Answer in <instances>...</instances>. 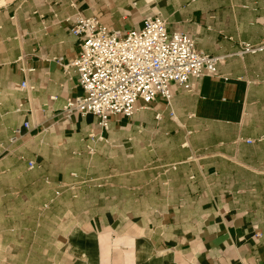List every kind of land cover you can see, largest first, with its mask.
<instances>
[{
  "label": "crops",
  "instance_id": "0c3cea01",
  "mask_svg": "<svg viewBox=\"0 0 264 264\" xmlns=\"http://www.w3.org/2000/svg\"><path fill=\"white\" fill-rule=\"evenodd\" d=\"M155 16L216 74L107 130L66 119L72 21ZM263 41L264 0H0V264H264V53L235 55Z\"/></svg>",
  "mask_w": 264,
  "mask_h": 264
},
{
  "label": "built area",
  "instance_id": "2783aa9c",
  "mask_svg": "<svg viewBox=\"0 0 264 264\" xmlns=\"http://www.w3.org/2000/svg\"><path fill=\"white\" fill-rule=\"evenodd\" d=\"M70 33L80 40L81 51L72 63L63 65L61 59L58 63L66 73L78 74L82 95L68 99L62 113L66 119L92 115L101 130H107L112 115L131 117L138 101L150 104L157 96L170 101L169 84L190 92L193 81L214 76L216 66L225 59L198 51L187 35H170L165 20L158 16L146 18L142 29L126 34L111 32L94 18H75ZM261 53L264 41L241 43L235 55ZM23 128L28 129V124ZM20 134L21 129H15L10 143Z\"/></svg>",
  "mask_w": 264,
  "mask_h": 264
},
{
  "label": "rangeland",
  "instance_id": "374dc122",
  "mask_svg": "<svg viewBox=\"0 0 264 264\" xmlns=\"http://www.w3.org/2000/svg\"><path fill=\"white\" fill-rule=\"evenodd\" d=\"M47 231V230H46ZM44 259H40L39 257L37 258L38 259V261H39V263L37 262L36 263V261L35 262H33L32 264H48V257H43ZM23 260L24 259H26V258H22ZM27 260H30L29 258H27Z\"/></svg>",
  "mask_w": 264,
  "mask_h": 264
}]
</instances>
